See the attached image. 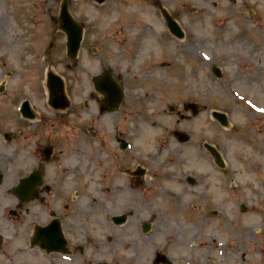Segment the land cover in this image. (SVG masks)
Here are the masks:
<instances>
[{"label":"flooded vegetation","instance_id":"af4514ba","mask_svg":"<svg viewBox=\"0 0 264 264\" xmlns=\"http://www.w3.org/2000/svg\"><path fill=\"white\" fill-rule=\"evenodd\" d=\"M15 23L6 51L0 44V264H200L198 253L209 262L211 245L195 240L209 242L211 215H220L211 200L225 204V181L178 179L174 156L183 151L76 150L77 130L92 135L106 115L162 117L147 113L164 88L156 68L134 72L139 46L126 68L127 47L124 62L106 68L103 51L72 59L64 44L61 62L58 45L36 39L30 19ZM196 153L210 164L208 151ZM216 248L220 264L244 260L229 244Z\"/></svg>","mask_w":264,"mask_h":264},{"label":"rangeland","instance_id":"374dc122","mask_svg":"<svg viewBox=\"0 0 264 264\" xmlns=\"http://www.w3.org/2000/svg\"><path fill=\"white\" fill-rule=\"evenodd\" d=\"M62 2L0 0L2 50L6 51L12 32L16 33L15 17L20 21L28 18L36 39L44 41L45 47L58 45L57 56L63 62L65 40L56 21ZM69 2L71 13L87 29L84 51H103L101 62L109 68L125 60L123 47H127L128 59L123 61L126 68L139 39L134 72L140 65L147 70L156 68V81L164 88L161 105L153 107V113L147 111L149 116L161 111L158 123L150 122L156 116L145 123L136 109L127 117L126 113L106 115L94 125L92 135L77 130L76 150L123 151L120 144L127 140L131 146L126 151H183L174 156L178 179L192 175L199 180L225 181L226 186L225 204L211 200V208L217 205L221 214L211 215L209 242L202 236L195 240L196 244L211 245L209 262L198 253L200 264H220L216 246H223L227 239L230 248L244 256L241 264H264V0H106L103 5L95 0ZM160 5L178 20L186 33L184 40L174 39L160 21ZM159 36L164 42L160 45L156 40ZM82 60L85 65L86 59ZM214 68L222 70L221 78ZM187 103L198 104V113L185 112ZM170 106L178 113L172 114ZM213 111L226 113L230 126L226 128L215 120ZM67 130L71 131L68 126ZM178 132L188 141L181 142ZM205 143L225 152L224 170L212 160L209 165L203 163V153L197 159L196 151H207ZM230 180L242 183L231 188ZM242 190L243 197L238 195ZM195 202L199 204L197 199ZM190 214L198 220L195 212Z\"/></svg>","mask_w":264,"mask_h":264},{"label":"water","instance_id":"95a60500","mask_svg":"<svg viewBox=\"0 0 264 264\" xmlns=\"http://www.w3.org/2000/svg\"><path fill=\"white\" fill-rule=\"evenodd\" d=\"M99 3H103L105 0H97ZM61 27L66 33L68 34V41H69V50L73 54L75 53L81 44L83 31L81 26H79L75 21L73 20L72 16L69 13L68 9V1H64L62 6V12H61ZM170 27L174 33H176L179 36H182V33L180 32L179 28L174 22L170 23ZM218 72V71H217ZM213 116L217 118L218 120L222 121L223 123H226L225 115L214 112ZM207 147L210 149V151L213 152V154L216 156L217 160L219 161V155L217 154V151L214 147L207 145Z\"/></svg>","mask_w":264,"mask_h":264}]
</instances>
